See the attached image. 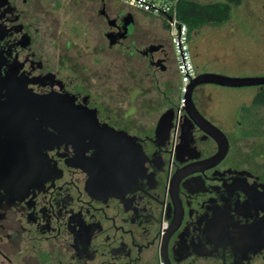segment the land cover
Returning <instances> with one entry per match:
<instances>
[{
	"label": "flooded vegetation",
	"instance_id": "1",
	"mask_svg": "<svg viewBox=\"0 0 264 264\" xmlns=\"http://www.w3.org/2000/svg\"><path fill=\"white\" fill-rule=\"evenodd\" d=\"M90 7L108 49L145 60L159 90L168 35H132L137 19L162 20L115 0ZM28 11L0 0V264H264V165L242 153L254 121L238 108L226 127L208 94L192 93L190 107L164 90L148 110L134 91L102 112L76 68L44 52ZM43 98L58 102L46 122L33 115ZM101 141L108 151L94 158Z\"/></svg>",
	"mask_w": 264,
	"mask_h": 264
},
{
	"label": "rangeland",
	"instance_id": "2",
	"mask_svg": "<svg viewBox=\"0 0 264 264\" xmlns=\"http://www.w3.org/2000/svg\"><path fill=\"white\" fill-rule=\"evenodd\" d=\"M93 1L27 0L28 21L36 17L34 27L41 34L38 41H45L43 46L47 56L52 59L61 56L62 61H68L76 68L81 91H90L91 100L97 102L102 112L106 111L105 100L116 99L119 103L130 98L134 91L135 98H145V110L153 106L149 97H163L161 90L170 96H180L181 84L173 58L167 71L153 74L161 85L157 90L149 80L152 76L145 75L148 70L145 60L129 55L121 46L108 49L103 31L97 26L99 21L91 11ZM241 3L225 24L205 26L190 40L196 73L212 72L232 77L264 75V0H242ZM83 20L85 28L90 26L83 36L69 33L68 22H80L77 26L81 28ZM163 29L151 19H137L132 38L158 42L163 31L167 33ZM258 90L259 87L253 86L228 88L202 84L194 89L193 95L208 94L211 101L207 113L227 127L233 123V110L248 106ZM253 121L248 125L251 137L244 142L242 153L264 165V111L260 110Z\"/></svg>",
	"mask_w": 264,
	"mask_h": 264
},
{
	"label": "built area",
	"instance_id": "3",
	"mask_svg": "<svg viewBox=\"0 0 264 264\" xmlns=\"http://www.w3.org/2000/svg\"><path fill=\"white\" fill-rule=\"evenodd\" d=\"M123 5L160 18L168 26V39L171 44L173 60L180 80V105L184 103V93L191 79L196 76L194 61L191 54V43L188 40V27L181 23L178 15L180 0H117Z\"/></svg>",
	"mask_w": 264,
	"mask_h": 264
},
{
	"label": "trees",
	"instance_id": "4",
	"mask_svg": "<svg viewBox=\"0 0 264 264\" xmlns=\"http://www.w3.org/2000/svg\"><path fill=\"white\" fill-rule=\"evenodd\" d=\"M241 2L242 0H180L177 15L180 22L185 23L188 27L189 42L203 27H220L225 24L230 20L234 9L242 4ZM143 15L147 14L144 13ZM163 24L168 33L167 24ZM260 110L264 111V85L259 86V90L254 94L248 106H241L243 121L255 119Z\"/></svg>",
	"mask_w": 264,
	"mask_h": 264
},
{
	"label": "water",
	"instance_id": "5",
	"mask_svg": "<svg viewBox=\"0 0 264 264\" xmlns=\"http://www.w3.org/2000/svg\"><path fill=\"white\" fill-rule=\"evenodd\" d=\"M202 84H212V85H216L219 87L223 86V87H228V88H240V87H252V86L259 87V86L264 85V75L252 76V77H249V76L232 77V76L223 75V74L220 75V74L212 73V72L199 73L194 78H192L191 82L187 85V90L184 93V98L186 99L185 106L189 105L190 107L191 106L193 107L191 95L194 89L197 86H200ZM49 99L50 98H43L42 101L44 102V100H47V103H33L32 104L34 110L41 111L39 113H37L36 111H33L34 112L33 115L43 116L44 117L43 122L44 121L46 122V120L50 119L52 115L57 114L58 102L48 103ZM6 101L9 102L11 100L7 97ZM11 106H12L11 108L12 111L14 110L15 111L23 110L26 112L28 110L30 111V108L28 107L26 108L24 104H21V105L14 104ZM201 119L203 122L209 124V122L205 118H201ZM93 120H95V122L97 121L95 117L93 118ZM95 147H96V154L94 158H96L97 155H99L100 153H103V151H108L107 144L102 141L101 143L97 144ZM227 148H228V140L226 139L225 136H223V143L220 146V149H221L220 151L224 154Z\"/></svg>",
	"mask_w": 264,
	"mask_h": 264
}]
</instances>
